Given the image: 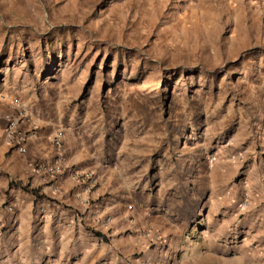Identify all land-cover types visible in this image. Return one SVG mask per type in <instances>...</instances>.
Returning <instances> with one entry per match:
<instances>
[{
  "label": "rangeland",
  "instance_id": "obj_1",
  "mask_svg": "<svg viewBox=\"0 0 264 264\" xmlns=\"http://www.w3.org/2000/svg\"><path fill=\"white\" fill-rule=\"evenodd\" d=\"M242 12L236 0H0V159L9 118L36 119L113 168L153 233L115 264H160V213L171 225L187 213L197 252L228 257L208 264H264V30ZM208 173L228 181L221 234L223 219L208 221L201 205ZM12 203L6 195L7 214ZM28 242L11 240L0 255L79 264L76 246Z\"/></svg>",
  "mask_w": 264,
  "mask_h": 264
},
{
  "label": "crops",
  "instance_id": "obj_2",
  "mask_svg": "<svg viewBox=\"0 0 264 264\" xmlns=\"http://www.w3.org/2000/svg\"><path fill=\"white\" fill-rule=\"evenodd\" d=\"M236 2L242 13L257 25L256 29L264 30V0ZM19 127L26 132L36 127L38 129L27 137L25 153L17 149L10 150L8 145L3 147L4 153L0 159V253L4 245L11 240H19L20 236L27 238L30 245L38 244V241L40 244L44 242L45 245H54L56 241L64 247L76 246L79 252L75 255L79 264H99L102 258L108 260L109 264H115L119 259L118 251L128 257L129 254L147 249L148 240L142 235L147 224L143 221L142 213L134 207L130 190L121 184V187L113 184V168L104 167L102 171L99 161H91V155L85 147L80 146L61 128L50 126L39 129L36 119L27 122L23 120ZM60 130L64 131L66 144L67 163L63 172L59 175L41 172L37 166L51 163L55 158L53 141ZM89 173L93 177L91 180ZM200 177L203 181L201 186H208L204 192H199L204 195L201 205L205 204V218L211 221L212 216L219 214L223 219L218 229L221 234L229 221V216H225L227 212L223 213V206L227 209L230 206L229 191L223 192L228 189V181L221 180L218 184L211 173L201 174ZM28 184V190L24 189ZM214 189L219 191V195L210 196ZM261 190L264 191V188ZM6 195L12 199L16 214H7L2 208ZM240 213L242 211L237 209L231 220L238 223L242 219ZM107 216H111V222L105 226ZM187 217L186 213L183 218L185 220L179 218L171 225L168 224L169 216L160 213V264H181L185 260L192 264H208L210 261L218 263L220 260L222 263L227 260L228 257L223 255L197 252L199 240L189 230L184 232L187 229L183 221L188 220ZM3 227L7 229L5 234L2 232ZM105 230H110V234L116 237L113 244L117 251L109 254L108 259L102 254L106 243ZM208 230L209 227H205L204 231ZM66 257L61 254L55 258L64 261ZM27 258L34 263L42 259L35 253ZM20 259L16 255L7 258L0 255V264ZM235 261L244 264L241 258Z\"/></svg>",
  "mask_w": 264,
  "mask_h": 264
},
{
  "label": "built area",
  "instance_id": "obj_3",
  "mask_svg": "<svg viewBox=\"0 0 264 264\" xmlns=\"http://www.w3.org/2000/svg\"><path fill=\"white\" fill-rule=\"evenodd\" d=\"M35 133V132H34ZM29 134L23 131L19 127V118H9V123L4 131V139L10 149H17L20 153L26 152V139ZM55 158L51 163H44L37 166L38 170L51 175H59L63 172V169L67 163L66 159V144L64 142V131L60 132L55 136L54 141ZM89 173V177L91 178ZM89 178V179H90ZM12 211L13 208L10 207ZM152 231L148 228L142 231V235L145 238L152 236ZM159 238V236H158ZM162 237L160 236V239Z\"/></svg>",
  "mask_w": 264,
  "mask_h": 264
},
{
  "label": "trees",
  "instance_id": "obj_4",
  "mask_svg": "<svg viewBox=\"0 0 264 264\" xmlns=\"http://www.w3.org/2000/svg\"><path fill=\"white\" fill-rule=\"evenodd\" d=\"M98 234H100V233H98Z\"/></svg>",
  "mask_w": 264,
  "mask_h": 264
}]
</instances>
